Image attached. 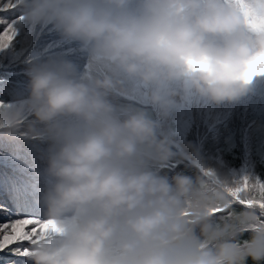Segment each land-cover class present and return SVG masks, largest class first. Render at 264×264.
<instances>
[{"label":"clouds","instance_id":"1","mask_svg":"<svg viewBox=\"0 0 264 264\" xmlns=\"http://www.w3.org/2000/svg\"><path fill=\"white\" fill-rule=\"evenodd\" d=\"M13 4L22 11L19 22L53 25L64 38L90 46L94 62L106 66L85 78L65 58L34 63L29 76L22 69L12 74L14 86L28 91L29 84L23 108L0 103V132L46 144L38 177L27 173L38 179L35 201L43 218L55 221L59 231L33 247L28 264L264 261V231L250 230L243 246L232 242L240 228L256 223L251 217L258 209L221 218L234 227L215 226L213 209L232 202L227 189L240 179L202 164L195 178L161 174L175 156L172 142L158 135L157 122L145 110L121 108L112 99L133 79L165 115L183 94L171 87L176 82L216 104L236 101L264 75L244 79L250 62L264 54V29L251 25L247 13L258 7L264 14V5L255 0ZM187 147L199 159L198 150ZM248 195L259 192L253 188Z\"/></svg>","mask_w":264,"mask_h":264},{"label":"trees","instance_id":"2","mask_svg":"<svg viewBox=\"0 0 264 264\" xmlns=\"http://www.w3.org/2000/svg\"><path fill=\"white\" fill-rule=\"evenodd\" d=\"M3 2L4 0H0V4ZM21 15V9L15 8L9 12H0V19L15 20ZM34 25L39 27L36 30L42 33L46 32L44 29L49 26V24L35 23ZM17 27L19 34L9 48L11 53L8 55V59L6 60L5 57L4 61L9 63L12 56L27 53L30 48L29 55L36 61L27 67H20L22 70L29 69L34 63L54 59L51 54H55V52L45 50L47 40L45 35L38 36L35 44L31 42V34L36 31L31 22L18 21ZM59 36L60 38L57 34L51 43L57 40L67 45L66 48L63 46V51L67 52L65 59L72 61L77 66L81 76L87 73V78H89L93 73L99 74L97 69L99 64L94 62L93 53L90 55V51L87 49L81 51V48L84 47L83 43L74 41L80 51L71 53L74 49L69 48L73 42L64 38L60 33ZM257 78H259L258 81H255L254 78L248 85L245 95L232 102L216 104L208 98L198 95L197 101L188 110L184 103V94H182L175 98L174 106L166 117L161 116L153 105L126 99L119 92L112 99L113 103L121 108L133 111L145 110L149 117L157 122L158 135L161 138L166 137L172 142L175 156L162 169L161 174H166L171 178L177 173H182L195 178L200 174V165L202 164L220 174L239 180L242 179L243 165L247 162L245 176L264 180V75L257 76ZM28 82L29 80L26 83ZM132 82L133 79H128L126 85ZM175 86V89L183 90L182 82H176ZM28 94L29 92L25 89L8 82L0 83V103L9 108L16 102L18 104L22 97H28ZM216 119L219 121L218 124L211 127ZM189 144L198 150L199 159L191 157V149L187 147ZM44 148H46V144H42L39 140L10 137L4 132H0V203H7L10 208L15 209L13 192L18 190V187L11 182L15 177L13 169L19 167L21 170L33 174L34 177H38V171L44 166L41 160ZM34 151H36L35 158L32 156ZM23 180L31 184L27 178L23 177ZM36 190L37 188H33L32 191L27 189L26 193L35 199ZM233 208L237 214L246 210L244 206L238 204H234ZM37 210L42 214L38 204ZM223 223L221 218H217V224L223 225ZM251 236V231H239L232 238V242L243 246L245 242L250 241ZM11 259L14 257L9 252L0 253V264ZM247 264H264V261H255L249 257Z\"/></svg>","mask_w":264,"mask_h":264},{"label":"snow or ice","instance_id":"3","mask_svg":"<svg viewBox=\"0 0 264 264\" xmlns=\"http://www.w3.org/2000/svg\"><path fill=\"white\" fill-rule=\"evenodd\" d=\"M225 2L231 3L232 0H225ZM255 3L264 5V0H255ZM15 8L13 0H4L0 4V12H9ZM247 17L251 25L264 29V14L258 7L250 8ZM21 19H23L21 16L15 20L0 19V25H3L0 28V52L11 47L16 40L17 23ZM258 74H264V54L250 62L249 70L244 74L245 82L251 81ZM253 188L259 192V197L248 195ZM227 191L232 197V202L213 209L214 216L230 220L233 217L239 218L240 214L249 209H258V214L254 213L251 217L256 223L240 228L239 231H264V180L244 176ZM13 193L15 209L10 208L7 203H0V253L7 251L14 257V259L3 261L2 264H28L27 257L31 254L33 247L58 232L59 229L55 221L43 218L31 195L22 190H16ZM234 204L244 206L246 210L237 214L233 208ZM215 226L221 227L220 224ZM223 227L228 229L234 225L224 224Z\"/></svg>","mask_w":264,"mask_h":264},{"label":"rangeland","instance_id":"4","mask_svg":"<svg viewBox=\"0 0 264 264\" xmlns=\"http://www.w3.org/2000/svg\"><path fill=\"white\" fill-rule=\"evenodd\" d=\"M45 25H47V24H45ZM0 28H2L1 25H0ZM34 28L38 29L39 27H34ZM44 30L46 32L42 33L41 31L36 30L35 32H33L31 34V42L33 44L36 43L38 36L45 35V39H47L45 42L46 43V45H45L46 51L58 53V52H60V50H63V46H64V48L67 47V45H64V43H62V41L56 40L54 43H51V41L54 38H56L57 34H58V37L60 38L59 32L56 30V28L53 25L49 24V26ZM72 42H73V44H71V48H69V49H74L73 52L80 51V48L76 44H74L75 42L74 41H72ZM9 48L0 52V83H7L8 82V83L14 85L13 84L14 83V78H13L14 76L12 74L17 72L18 70H20L21 69L20 67H27L31 63L35 62L36 60H35V58H33L32 56L29 55L31 53V48H30V50L27 53L12 56V59L10 60V62L7 63V61H4V59L6 57V60H7L8 55L11 53V49H9ZM84 49L89 50L90 55L92 54V50H91L90 46H87L84 44V47L81 48V51ZM105 68H106V66L99 64V66L97 67L98 73L102 74L104 72ZM23 70L28 75L29 69H23ZM82 77L87 78L88 74L86 73ZM258 79L259 78L255 77V81H258ZM28 85L29 84H27L24 87L26 89H28V91H29ZM171 87L175 89L176 88L175 83L172 84ZM121 93L124 95V97L126 99H134V100H138V101L143 102V103L151 104L148 90L145 88L144 85H142L140 82H138L136 80L135 81L133 80L132 83L125 85V90L122 91ZM182 93L184 94V103H185L186 107L188 108V110H190L191 107L193 106V104L197 101L199 94L194 89L188 90L187 92H184L182 90ZM25 101L26 100L22 99V100H20V102L18 104L16 102V103L12 104L10 107L12 109H15L16 107L17 108H23ZM158 111H159V114L161 116L166 117V115L163 114L159 109H158ZM217 124L218 123L213 122L211 124V127H213ZM15 138H17V137H15ZM4 166H7V165H4ZM11 166H13V165H11ZM242 170H243V168H242ZM13 171H14V169H13ZM243 172L244 173L242 175V178L245 176L246 170L245 171L243 170ZM18 181H20V178L16 179V182H18Z\"/></svg>","mask_w":264,"mask_h":264}]
</instances>
